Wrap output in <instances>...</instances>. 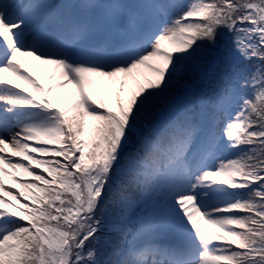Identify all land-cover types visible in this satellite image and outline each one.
Returning <instances> with one entry per match:
<instances>
[{
  "label": "snow or ice",
  "instance_id": "obj_1",
  "mask_svg": "<svg viewBox=\"0 0 264 264\" xmlns=\"http://www.w3.org/2000/svg\"><path fill=\"white\" fill-rule=\"evenodd\" d=\"M0 264H264V0H0Z\"/></svg>",
  "mask_w": 264,
  "mask_h": 264
},
{
  "label": "rangeland",
  "instance_id": "obj_2",
  "mask_svg": "<svg viewBox=\"0 0 264 264\" xmlns=\"http://www.w3.org/2000/svg\"><path fill=\"white\" fill-rule=\"evenodd\" d=\"M21 62L24 63V68L25 70H28V71H31L33 76L34 77H38L40 76V74H45V76L43 75V79H40V80H43L44 83L47 85L48 84V79L50 78L51 76V66H44V68L46 70H42L38 67H36V65H38L39 62L35 61L32 57H28L25 61V58H21ZM158 63V62H156ZM31 65V67H30ZM146 68H140L138 70H136V75L138 76V74H143L145 75V72H147L148 70ZM121 78H123V74H121ZM128 81L129 83H132V80L131 78L129 77L128 78ZM73 91H76L75 88L73 86H69L68 89H66L64 91V96L67 97L69 95V93L73 92ZM12 152V149L11 148H7V154H11ZM14 160H19L20 158L19 157H13ZM4 167H8L7 164L4 165ZM9 171H15L13 169H9ZM7 177V176H6ZM14 180H12L10 177L7 179L6 182H8L9 184H13V185H16L15 182H13Z\"/></svg>",
  "mask_w": 264,
  "mask_h": 264
},
{
  "label": "trees",
  "instance_id": "obj_3",
  "mask_svg": "<svg viewBox=\"0 0 264 264\" xmlns=\"http://www.w3.org/2000/svg\"><path fill=\"white\" fill-rule=\"evenodd\" d=\"M56 2H61V0H55ZM147 76H151V74L149 73V72H147ZM140 79V81H141V83H144L145 81H144V76H142V77H140L139 78ZM138 86L134 83V82H132V83H129V89H131V90H135L136 88H137ZM125 95H127V92L125 93ZM38 171H40V170H38ZM24 176H27V175H24ZM33 178H31V179H28V178H23L22 176H21V181H31ZM241 192H244V191H246V190H240Z\"/></svg>",
  "mask_w": 264,
  "mask_h": 264
}]
</instances>
